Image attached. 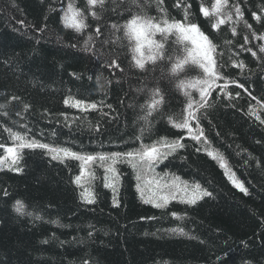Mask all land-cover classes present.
Segmentation results:
<instances>
[{
    "label": "trees",
    "instance_id": "1",
    "mask_svg": "<svg viewBox=\"0 0 264 264\" xmlns=\"http://www.w3.org/2000/svg\"><path fill=\"white\" fill-rule=\"evenodd\" d=\"M144 2L105 0L103 9H92L86 0H0V144L15 146L4 130L10 128L80 153L138 148L135 137L146 127V105L159 89L164 103L148 117L143 143L181 139L185 147L156 169L198 183L212 196L195 205L174 201L155 208L141 200L135 174L121 164L116 207L111 189L104 187V169L93 162L88 168L94 178H82L96 198L87 204L81 196L84 188L74 182L81 175V162L53 160L43 149H23L16 166L22 171L0 170V264H264V53L259 51L264 40L257 38L264 37V0H228L226 11L237 22H226L219 30L213 27L217 18L201 12L202 7L211 12L215 0H164L170 20L183 21L187 10L188 21L198 24L222 53L221 75L235 81L227 89L232 99L217 88L209 99L212 107L201 110L208 145L168 122L181 118L186 107L179 81L201 77V70L188 66L172 75L174 61L168 59L147 63L143 71L135 66L133 45L122 25L136 14L162 15L154 0L146 7ZM69 3L87 17L83 32L62 20ZM235 7L242 19H237ZM112 24L121 26L120 31ZM89 35L92 50L86 51ZM182 47L169 37L166 57L181 55ZM113 60L119 68L110 66ZM241 62L243 69L233 66ZM192 96L198 98L194 91ZM69 97L104 107L81 112L65 105ZM250 108L256 109L255 115ZM97 124L100 132L94 131ZM205 147L224 156L248 194L232 185L216 160L197 150ZM4 154L0 148V156ZM16 201L25 205L24 215L14 211ZM173 228H183L195 239L173 234Z\"/></svg>",
    "mask_w": 264,
    "mask_h": 264
},
{
    "label": "snow or ice",
    "instance_id": "2",
    "mask_svg": "<svg viewBox=\"0 0 264 264\" xmlns=\"http://www.w3.org/2000/svg\"><path fill=\"white\" fill-rule=\"evenodd\" d=\"M152 0H145L143 6H148ZM158 11L162 13L160 18L154 16H148L144 14H136L130 17L123 25L124 35L128 41L133 45L131 47L132 59L134 60L135 66L140 70H145L147 63L156 64L158 60L163 61L165 59L174 61L171 64L170 74L177 75L178 73L185 70L188 66H196L201 72L202 76L192 79L180 80L178 87L183 91L184 96L187 98L186 107L184 108L183 114L179 119L169 118V123L177 130H186L187 136L198 144L203 143L208 145L209 141L204 134V129L200 126L201 110H206L212 105L209 103L212 91L219 88L221 94L226 98L232 99V94L227 91L231 83L235 81H227L225 77L221 75L219 68L222 65H218L217 46L209 39L208 35L205 34L200 26L196 23L188 21V12L185 9L184 20L177 21L175 19L167 18V11L163 7L164 0H154ZM88 6L92 9L100 7L103 9L105 0H86ZM133 4L137 3V0H132ZM179 6V3L177 4ZM190 7V5H188ZM228 7V0H215L211 12L207 7H202V15L207 18L210 15H214L217 19L213 25L214 30H219L221 25L226 22L236 23L233 21V16L230 11H226ZM235 14L237 19H242V13L239 7H235ZM90 15L93 18H98L96 11H91ZM254 18L259 20L260 16L253 14ZM87 17L72 3L67 5L66 11H64L62 20L65 22L66 27L74 29L76 32H83L87 27L85 22ZM111 27L117 32L120 31V27L117 24H112ZM251 27V25H248ZM96 35H101L100 28L95 29ZM232 33L235 35L236 29L232 28ZM159 36L160 39L156 37ZM169 37H174V43L182 45V54L176 56L174 53L166 57L165 46ZM258 39L264 40V37H257ZM119 39V37H117ZM93 41V36L89 35L87 40L84 42V48L86 51H91L89 44ZM247 42V37H245ZM251 51V49H248ZM259 51L264 53V45L259 47ZM253 56H256V52H252ZM111 67L119 68V64L113 60ZM243 69L244 65L241 62L239 65H233ZM122 71V69H121ZM75 75V74H73ZM224 80V83H218V81ZM237 87H243L238 84ZM198 94V98L194 99L192 92ZM247 91V89H245ZM238 95V94H237ZM12 100H18L16 96L11 97ZM255 100L256 98L253 97ZM66 106H70L80 110L81 112H88L89 110L101 111L104 105L96 103H85L79 99H72L71 97L65 99ZM164 103V97L161 95L159 89H155L152 92L151 102L146 105L147 115L142 117L145 126L139 130V135L135 139L140 140L138 148L129 151H115L111 153H97L88 154L72 151L67 147L54 146L49 143H42L36 139L28 138L27 134H21L14 132L10 128L4 130L8 132L10 139L14 142L15 146L5 147L0 144V148H4V155L0 156V170L7 167L9 170L20 172L21 168L16 167L22 158L21 150L23 149H43L45 150L53 160L64 159H75L81 162V175L75 178V184L84 191L81 193L82 199L87 204H93L96 202L95 193L90 188H85L82 184V178L87 175L94 178L91 169L88 168L93 162H99L100 167L104 169V187L111 189L113 193V205L119 207V185L121 179V172L118 165H128L133 173L135 174L136 191L140 194L141 200L145 204H152L155 208H166L168 204L179 199L181 203L187 205H195L199 200L204 197H211L212 193L202 188L198 183L189 184L186 181L180 180L179 177L167 178L161 177L156 173V167L162 163L168 156L173 155L179 149L185 147L181 139L168 140L162 138L151 144L143 143V135L150 127V121L148 117L152 113L158 110ZM260 102L257 101V104ZM0 107H3L0 105ZM29 105H23L24 110H27ZM110 108L111 106L108 105ZM264 107V105H262ZM250 112L255 115L256 109L250 108ZM103 115H108L103 113ZM67 119V117H66ZM257 120L260 117L256 116ZM264 124V120L260 121ZM195 123V127L193 124ZM91 127V122H89ZM94 131L100 132V126L97 124ZM198 151L204 150L206 154L216 160L219 166L224 170L225 175L239 191L244 194H248L247 188L243 182L240 181L235 172L228 166L227 161L218 151L205 147L203 149H197ZM7 195V192L4 193ZM25 205L21 201H16L14 205V211L17 214L24 215ZM30 215V213H28ZM177 219H183L172 214ZM36 219H41L37 216ZM173 234L183 235L189 239H195L188 233L184 232L183 228H173L170 230ZM48 241H43L47 243Z\"/></svg>",
    "mask_w": 264,
    "mask_h": 264
},
{
    "label": "rangeland",
    "instance_id": "3",
    "mask_svg": "<svg viewBox=\"0 0 264 264\" xmlns=\"http://www.w3.org/2000/svg\"><path fill=\"white\" fill-rule=\"evenodd\" d=\"M224 157V156H223ZM3 169H8L7 167H4ZM233 171V170H232ZM234 172V171H233ZM157 174L159 175V176H161V177H167V178H174V177H178V176H174V175H169V174H167V173H161V172H157ZM237 177V176H236ZM180 178V177H179ZM238 178V177H237ZM239 179V178H238ZM180 180H182V181H186V180H184V179H182V178H180ZM240 180V179H239ZM241 181V180H240ZM186 182H188V181H186ZM189 184H193V183H190V182H188ZM82 184H83V180H82ZM244 184V183H243ZM245 186V185H244ZM203 188V187H202ZM140 195V194H139ZM205 198V197H204ZM173 201H178V202H180L179 201V199H177V200H173ZM173 201H171V202H173ZM200 201V200H199ZM170 202V203H171ZM169 203V204H170ZM168 204V205H169ZM152 205V204H151Z\"/></svg>",
    "mask_w": 264,
    "mask_h": 264
}]
</instances>
